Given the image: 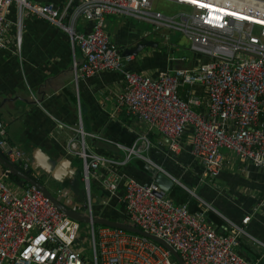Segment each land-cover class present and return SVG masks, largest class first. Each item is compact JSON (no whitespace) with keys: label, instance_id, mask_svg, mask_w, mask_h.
<instances>
[{"label":"built area","instance_id":"2783aa9c","mask_svg":"<svg viewBox=\"0 0 264 264\" xmlns=\"http://www.w3.org/2000/svg\"><path fill=\"white\" fill-rule=\"evenodd\" d=\"M64 1L67 24L48 7L29 0H0V51L10 49L9 13L16 6L20 29L27 12L68 34L73 50L80 49L84 56L75 65L77 80L107 71L124 76L118 108L146 125L133 147H121L127 161L143 157L154 132L166 137L169 150L177 153L189 134L193 156L209 182L226 167L223 150L264 171V0H165L171 7L186 9L170 15L156 10L158 0ZM109 15L132 17L153 25L157 32L180 31L192 51L207 60L159 77L131 71L127 64L134 56H124L113 42L106 30ZM81 18L94 25L91 32L77 30ZM20 42L19 38V47ZM195 87H201L204 95H197ZM78 133L83 142L72 139L67 149L82 161L93 220L90 181L110 161L86 147L81 125ZM0 151L13 165L29 171V157L11 144L1 121ZM11 174L0 173V264H179L166 247L141 235L108 226L96 228L93 222L86 224L83 233L81 223L61 212L37 187L27 185L22 194L14 192L7 184ZM121 183L115 171L102 181L110 196L124 206L130 224L167 243L184 264H258L238 251L239 238L246 234L243 227L233 225L232 232L220 234L208 221L206 210L192 213L166 194L159 196L155 184L136 179H129L119 194ZM249 221L247 217L243 224Z\"/></svg>","mask_w":264,"mask_h":264},{"label":"crops","instance_id":"0c3cea01","mask_svg":"<svg viewBox=\"0 0 264 264\" xmlns=\"http://www.w3.org/2000/svg\"><path fill=\"white\" fill-rule=\"evenodd\" d=\"M29 2L48 7L64 23H69L64 0ZM9 17L13 23L10 49L0 51V121L7 127L11 144L29 157V171L32 169L33 176L64 207L80 215L89 211L82 161L69 155L67 149L72 139L83 142L78 133L81 125L86 147L110 161L90 181L91 198L94 199L92 189L96 195L92 200L93 218L130 224L124 206L102 184L112 171L122 178L119 194L124 193L129 179L152 184L157 172H164L175 183L166 196L176 205H187L191 212L196 209L192 213L206 210L208 221L220 234L232 232L233 225L243 227L246 234L239 238V253L251 262L264 264V171L223 150L226 167L217 179L209 182L204 168L193 156L189 134L183 139L182 151L177 153L169 150L166 137L154 132L150 135V147L141 153L143 157L127 161L121 147H133L146 132V125L118 108L117 100L126 85L124 76L107 71L77 80L75 65L82 63L84 56L80 49L73 50L63 29L27 12L20 29L16 6L11 8ZM150 26L153 25L132 17L106 18V30L121 51L149 41L158 45L146 48L139 56L132 55L133 61L127 64L131 71L159 77L174 69L195 68L207 60L196 53L193 59L186 55L177 58L179 47L168 43V39L163 40L162 46L158 37L150 38ZM93 27L82 18L77 22V30L83 33L91 32ZM194 92L204 95L201 87H195ZM182 94L186 91L182 90ZM51 165L55 176L45 171ZM5 170L0 168V173ZM8 180L17 194L27 188L26 183L12 181L11 176ZM247 217L249 223L243 224Z\"/></svg>","mask_w":264,"mask_h":264},{"label":"water","instance_id":"95a60500","mask_svg":"<svg viewBox=\"0 0 264 264\" xmlns=\"http://www.w3.org/2000/svg\"><path fill=\"white\" fill-rule=\"evenodd\" d=\"M148 47H155L158 48V45L156 43H154L153 41H149L145 44H140L135 48H131L128 50H124L123 54L124 56H130V55H135V56H139L142 52H144V50H146V48ZM0 165L2 168L9 170L11 173H13L14 175H16L21 181L22 183H26L27 185H31V186H35L37 187L41 192H43V194L48 197L52 203L63 213L67 214L68 216H70L72 219L80 222V223H94L96 225L99 226H108V227H112V228H116V229H121L124 230L126 232L132 233V234H137V235H141L144 236L148 239H150L151 241L158 243L164 247H166L169 251L172 252L174 258L178 261L179 264H184L182 259L180 258L179 254L172 249L169 245H167V243H165L164 241L155 238L153 236L148 235L147 233L143 232L142 230L132 226L131 224H119L116 222H112V221H107V220H103V219H95L93 218V220L90 217H83L82 215H80L79 213L75 212V211H70L69 209H67L66 207H64L63 204H61L49 191L47 188H45L39 181H37L36 179L33 178L32 176V169L28 172L22 171L20 169V167L18 165H13L9 159L3 155L0 151ZM53 166L51 165V167H47L45 168V171L47 173H51L55 176V171L52 169ZM34 169V168H33ZM56 178V177H55ZM160 190V193H158L159 196H163L164 194H168L169 191L171 190V188L174 186V181L172 179H170L164 172H157V174L154 177V183Z\"/></svg>","mask_w":264,"mask_h":264},{"label":"rangeland","instance_id":"374dc122","mask_svg":"<svg viewBox=\"0 0 264 264\" xmlns=\"http://www.w3.org/2000/svg\"><path fill=\"white\" fill-rule=\"evenodd\" d=\"M156 10H158L161 13L170 15V14H174L176 12L183 11L186 9L181 8V7L171 8L170 3H167L165 0H158L156 3ZM148 30H150V34H152L150 36V38L158 37L157 42H159L162 46H163V40L167 41V39H168V41H167L168 43H172V44L177 45L179 47V50L176 51V53H175V56L177 58L183 57L185 55L191 59H193L195 57V52H193L191 49V43L189 42L187 37L182 32L177 31L174 33V32H168L166 30H162L158 34H156L157 30H156V27H154V26H150V28ZM0 168H2V167H0ZM11 180L13 181L12 178H11ZM9 181L10 180L7 181V184L9 183ZM92 194H93V197L95 199L96 195H95V191H93V189H92ZM94 199L92 198V200H94ZM81 214L84 216H87V217L90 216V213L88 210H87V213L84 212ZM98 226L99 225H96V228H98ZM81 228L83 229V233L86 232V228H87L86 223H84V222L81 223Z\"/></svg>","mask_w":264,"mask_h":264},{"label":"trees","instance_id":"16d2710c","mask_svg":"<svg viewBox=\"0 0 264 264\" xmlns=\"http://www.w3.org/2000/svg\"><path fill=\"white\" fill-rule=\"evenodd\" d=\"M11 178L14 180V181H17V182H20L21 180L16 176L14 175L13 173L11 174ZM196 209L192 210V212H195Z\"/></svg>","mask_w":264,"mask_h":264},{"label":"bare ground","instance_id":"6f19581e","mask_svg":"<svg viewBox=\"0 0 264 264\" xmlns=\"http://www.w3.org/2000/svg\"><path fill=\"white\" fill-rule=\"evenodd\" d=\"M231 16H232V17H236V16H235V15H233V14H232Z\"/></svg>","mask_w":264,"mask_h":264}]
</instances>
